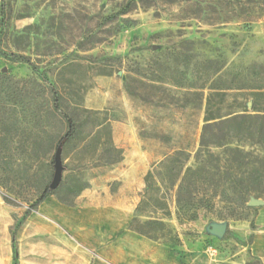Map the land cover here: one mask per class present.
<instances>
[{"label": "rangeland", "instance_id": "obj_1", "mask_svg": "<svg viewBox=\"0 0 264 264\" xmlns=\"http://www.w3.org/2000/svg\"><path fill=\"white\" fill-rule=\"evenodd\" d=\"M236 114L264 116V0H0V264L14 254L2 234L48 188L59 144L53 197L126 207L138 238L96 246L91 227L87 245L25 220L16 264H264L250 250L254 196L217 174L192 204L180 189L204 126ZM230 142L257 158L264 200V140ZM209 149L217 173L224 148ZM212 222L227 223L222 238Z\"/></svg>", "mask_w": 264, "mask_h": 264}, {"label": "trees", "instance_id": "obj_2", "mask_svg": "<svg viewBox=\"0 0 264 264\" xmlns=\"http://www.w3.org/2000/svg\"><path fill=\"white\" fill-rule=\"evenodd\" d=\"M4 57L9 59H16L13 54H7L1 52ZM21 58V57H20ZM212 118H208L210 120ZM67 130L65 137H70L76 131V126L71 118L66 117ZM212 129H217L216 132H212ZM264 116H251L244 114H236L231 117L221 118L217 123H207L200 136L198 147L194 153V165L186 168L184 175L180 182V189L187 194L188 203L192 204V196L199 191L204 184H213L214 176L218 175V181L227 183L234 191H236L241 197L254 196L262 197V189L257 187L258 180L261 179V175L257 169L253 168V164L257 159L250 151H245L242 146L235 145L231 148H226L231 142V138H236L238 141L244 139L257 138L259 143L264 140ZM207 132L209 137H207ZM224 148L222 154L221 167L217 168V173H210L206 168L207 160L201 158L202 156L210 157L209 148ZM53 191L49 188H45L40 196L24 211L21 219L15 222L11 231V244L13 249V263L16 264V252H15V232L13 230L18 229L29 214L36 210L38 205L43 202L48 196L52 195Z\"/></svg>", "mask_w": 264, "mask_h": 264}, {"label": "crops", "instance_id": "obj_3", "mask_svg": "<svg viewBox=\"0 0 264 264\" xmlns=\"http://www.w3.org/2000/svg\"><path fill=\"white\" fill-rule=\"evenodd\" d=\"M111 215H113V219ZM26 220L27 224L36 220L42 230L64 233L73 241H76L75 237H78L87 245H91V242L82 239L81 234L83 229L91 227L95 230L94 240L91 241L96 246L111 240L117 231L120 234L112 243L114 247L122 248V238H138L126 230L130 215H128L126 207L123 206L120 209V207L109 205H67L50 195L38 205L36 210L29 214ZM254 220L256 230L253 233L250 250L253 255L264 261V206L258 210ZM2 237L4 242L9 241L11 243V237L6 231L3 232ZM95 245L92 246L91 250L96 247Z\"/></svg>", "mask_w": 264, "mask_h": 264}, {"label": "water", "instance_id": "obj_4", "mask_svg": "<svg viewBox=\"0 0 264 264\" xmlns=\"http://www.w3.org/2000/svg\"><path fill=\"white\" fill-rule=\"evenodd\" d=\"M62 172H63V166L61 163V144H59L56 147L54 155H53V176H52L51 182L48 185V188L50 190H54L58 187L62 179ZM248 205L250 207H263L264 200L251 197L248 201ZM206 229L210 234L215 235L218 238H222L226 232L227 223L226 222H220V223L212 222L207 226Z\"/></svg>", "mask_w": 264, "mask_h": 264}]
</instances>
